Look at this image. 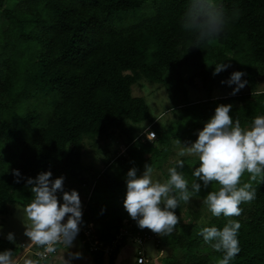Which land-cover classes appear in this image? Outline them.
I'll list each match as a JSON object with an SVG mask.
<instances>
[{
    "label": "trees",
    "instance_id": "16d2710c",
    "mask_svg": "<svg viewBox=\"0 0 264 264\" xmlns=\"http://www.w3.org/2000/svg\"><path fill=\"white\" fill-rule=\"evenodd\" d=\"M217 3L228 18L226 30L198 48L180 23L187 0H0V216L9 215L10 205L31 202L26 178L46 171L52 179L76 177L83 169V140L105 138L113 129L125 130L127 123L150 122L149 132L157 136L153 142L145 135L129 142L137 174L145 164L161 166L165 149L158 145L169 139V131L152 122L143 98L133 97L132 87L142 80L164 84L168 74L167 88L177 99L175 85L186 82V70L196 72L187 80L191 86L199 77L205 87L213 80L214 61L235 63L236 71L245 73V94L177 102L173 110L180 120L172 131L178 139L191 140L190 130L204 126L219 104H231L230 116L245 128L264 115V91L256 89L264 75V0ZM191 58L198 59L197 65ZM230 73L228 68L217 76L227 80ZM108 166L92 189L81 222L94 230L95 249L85 244L94 264H115L121 250L114 244L118 237L127 226L131 232L140 229L116 203L117 198L123 203L126 184L111 178ZM14 170L21 172V183H15ZM253 187L256 199L244 217L215 220L218 228L228 219L241 224V250L231 264H264V184L254 182ZM113 247L106 262L105 250ZM4 250L12 257L20 251L0 238ZM37 250L42 249L36 245ZM206 260L192 253L185 264H208ZM166 264L182 263L171 259Z\"/></svg>",
    "mask_w": 264,
    "mask_h": 264
},
{
    "label": "clouds",
    "instance_id": "9594fccd",
    "mask_svg": "<svg viewBox=\"0 0 264 264\" xmlns=\"http://www.w3.org/2000/svg\"><path fill=\"white\" fill-rule=\"evenodd\" d=\"M180 23L192 37V47L199 48L202 44H212L224 33L228 18L217 0H187ZM230 66L225 62L216 63L213 76ZM244 75L242 71H234L221 84L234 85L230 94L235 95L247 83L242 80ZM231 109V104H219L203 128L195 133L194 141L174 139V163L167 168V179L154 177L151 164H145L140 175L136 167L128 170L123 208L140 229L147 228L163 236L171 234L180 220L175 211L179 202H189L212 182H216L218 188L207 192L202 203L213 217L239 216L240 205L256 199L253 182L264 184V115L256 116L245 128L230 116ZM147 135L155 137L154 132ZM189 156L198 161L191 172V182L182 170L184 160L181 159ZM245 173L248 182L241 183ZM13 175L15 183H21V172L14 170ZM51 177L52 172L46 171L25 179V187L33 194V199L23 208L27 221L24 234L42 249L37 253L40 259L28 260L26 264H40L48 254L57 252L58 245L70 249L80 231L82 206L78 192L64 190L65 177ZM240 228V222L235 219H228L222 228L215 225L201 228L199 235L203 241L221 254L217 264H231L239 254ZM2 231L3 226H0ZM5 238L13 242L14 234L9 232ZM75 256L78 258L79 254ZM0 264H12L10 250L0 251ZM61 264H69V261L63 256Z\"/></svg>",
    "mask_w": 264,
    "mask_h": 264
},
{
    "label": "rangeland",
    "instance_id": "374dc122",
    "mask_svg": "<svg viewBox=\"0 0 264 264\" xmlns=\"http://www.w3.org/2000/svg\"><path fill=\"white\" fill-rule=\"evenodd\" d=\"M228 56H231V54H228ZM190 62L197 65L198 59L191 58ZM216 63L217 62L214 61L213 68ZM230 65L229 69L232 72L236 71L235 63L231 62ZM213 68H211V70ZM195 74L196 72L194 70H186L183 77L186 82L182 84L176 83L175 91H177V99L172 97L170 93L171 91L167 88L169 80L172 78L169 77L168 74H165L164 84H154L146 80H142L132 87L133 97L143 98L146 101V104L150 109L152 122L158 123L163 130L169 131V139L158 145V149H165V156L162 160L161 166L156 165L153 167L154 177L161 180L167 179V168L173 166L174 163L173 157L175 146L173 141L176 138L173 134L176 132L172 131V129L177 126V123L180 120L177 111L173 110L175 104L177 102L178 104H195L206 102L209 98L216 99L231 96L236 97L249 91V86L245 84V87L238 93L231 95L230 93L232 92V87L235 86L233 85L232 87H229L226 84H221L222 80L217 75L213 76L212 82L207 87L203 85V82L199 77H195L194 85L191 86L187 80L193 78ZM242 80H244L243 77ZM256 89L259 92L264 91V75L257 79ZM150 127V122L140 125L127 123L125 130L113 129L105 138H85L83 140V152L81 158L83 169L78 171L76 177L64 181L65 191L76 190L78 192L81 200L82 216L87 210L89 198L97 179L107 170L109 164L112 165L108 170L110 177L126 184V174L128 170L132 168V163L135 160L133 156L130 155V152L127 151L129 142L141 135L146 136L147 130ZM202 128L203 125L190 130L193 134V138L191 140H180L182 142L194 141L196 139L195 133ZM120 156H123L124 159L126 158L128 160L116 161ZM147 158H149L148 155L145 156V159ZM181 159L184 160V167L182 170L184 171L186 178L189 182H191L193 179L191 172L196 166H198L197 158L189 156ZM243 182H248L247 173L241 177V183ZM217 188L218 185L216 182H212L207 190L202 189L201 192L198 195L193 196L189 202L185 203L180 201L177 209L175 210L177 216L180 218L179 223L176 225L175 230L167 236L159 235L147 228L139 229L137 232H131L130 229L132 230V227L127 226L119 236L123 237V240L120 241L122 244H117L121 247L117 256V261H119V258L122 259V252L126 249L128 251V256L126 254L125 255L129 258V264H136L138 260L137 252L139 248L138 244L136 241H133V239L146 235L148 240L143 245V251L150 264H166V262L171 259H178L182 264H185L191 258L192 253L194 255L204 256L207 259L206 261L208 264H214L219 257H217L215 250L203 241L199 232L202 227L212 225L217 226L215 220L218 221L221 218V216L213 217L207 210V207L202 203L203 198L207 195V192L217 190ZM59 195L60 194L58 193V196ZM117 200L118 201H116V203L118 202L117 204L119 207L122 206L123 203L120 199L117 198ZM111 201L114 202L113 199ZM250 205L251 203H243L240 205L242 209L240 214L241 217H244L243 215L246 211H248ZM23 208L24 206H22L20 202H17L9 206L8 216H0V226H3V231L0 232V238L7 240L5 238L7 233H13L14 241L10 243L20 250L18 256L12 257V264H26L28 260L39 259L35 255L36 245L24 234L27 221L26 217L23 215ZM167 238L168 241L166 242L165 240ZM82 241L83 240L80 237L79 231V234L70 249L66 246L58 245L57 252L55 254H50L45 261L40 260V264H61L63 256L65 260L69 261V264H77L76 262L78 261V258L75 254H79V251L78 249L76 251L71 250H74V245L76 244L82 246ZM194 241H197L198 245L190 248V243ZM85 246L86 245L83 244L84 248ZM112 251L113 250L105 252L104 259L106 262H108V258L110 257ZM66 252H69V254L66 255ZM117 261L115 264H117Z\"/></svg>",
    "mask_w": 264,
    "mask_h": 264
},
{
    "label": "built area",
    "instance_id": "2783aa9c",
    "mask_svg": "<svg viewBox=\"0 0 264 264\" xmlns=\"http://www.w3.org/2000/svg\"><path fill=\"white\" fill-rule=\"evenodd\" d=\"M150 129V128H149ZM149 129L147 130V132H149ZM147 136V139L150 141V142H153V141H155L156 140V138H157V136H156V134H155V137H149L148 135H146ZM80 234L82 235H84L85 236V239H83V244H87V243H91L90 245L92 246L91 247V251H93L94 249H95V246L92 244V241H93V234H94V230L92 229V227L91 226H88V227H85V226H82L81 224H80ZM123 240V237H119L118 238V241L117 242H115L114 244H115V246L119 243V244H121L120 243V241H122ZM147 236L146 235H142V236H140V237H138V238H135V239H133V241H136V243L138 244V252H137V258H138V260H137V262H136V264H150V262L146 259V256H145V253H144V251H143V245L147 242ZM81 242V243H82ZM82 244V245H83ZM62 246V245H61ZM64 246V245H63ZM110 250H114V247L113 248H108V249H106L105 250V252H107V251H109L110 252ZM42 251V250H41ZM38 252H40L39 250H37L36 252H35V255L37 256V253ZM34 253V252H33ZM50 256V254H48L44 259H42V261H45L48 257ZM37 258H39L38 256H37ZM40 259V258H39Z\"/></svg>",
    "mask_w": 264,
    "mask_h": 264
},
{
    "label": "crops",
    "instance_id": "0c3cea01",
    "mask_svg": "<svg viewBox=\"0 0 264 264\" xmlns=\"http://www.w3.org/2000/svg\"><path fill=\"white\" fill-rule=\"evenodd\" d=\"M75 246V248H74V250L72 249L71 251H76L77 249H78V251H79V257H78V261L76 262L77 264H94V262H93V259H92V257H91V255H89V253L88 252H86L85 250V248L83 247V245L81 246V245H79V244H76V245H74ZM127 250L125 249V250H123V252H122V259L121 258H119V261H117V264H129V262H128V257H126V255H127ZM67 254H69V252H66V255ZM83 256H82V255ZM126 254V255H125ZM63 256V255H62ZM128 256V255H127ZM83 260V261H82ZM84 261H86V262H84Z\"/></svg>",
    "mask_w": 264,
    "mask_h": 264
}]
</instances>
